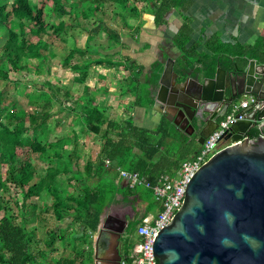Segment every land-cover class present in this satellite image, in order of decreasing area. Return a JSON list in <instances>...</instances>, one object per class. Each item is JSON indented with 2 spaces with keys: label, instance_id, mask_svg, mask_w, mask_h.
Returning a JSON list of instances; mask_svg holds the SVG:
<instances>
[{
  "label": "trees",
  "instance_id": "obj_1",
  "mask_svg": "<svg viewBox=\"0 0 264 264\" xmlns=\"http://www.w3.org/2000/svg\"><path fill=\"white\" fill-rule=\"evenodd\" d=\"M138 1L143 2L142 9ZM186 1L0 0V40H4L0 45V80L18 87L22 79H12L11 74L27 76L32 70L30 63H35V59L34 70L38 73H49L54 61L60 65V70L79 74L76 84L82 86L85 93L93 92L85 83L92 75L93 65L135 68L130 81L133 85L138 81L136 73L142 71L141 66L133 61L109 60L102 48L111 42H124L121 26L118 28L122 19L138 18L144 10L161 26L166 23L171 8L185 12L189 5ZM75 27L86 32L84 48L79 47L75 39L70 41V30ZM104 35L108 38L102 40ZM192 37L193 28L185 18L172 43L182 52L181 56L197 61L210 72L214 69L213 61L230 65L232 56H247L264 64V35L252 44H241L222 41L213 34L206 41L210 54L199 53L198 42L191 43ZM54 40L62 42V47H54ZM92 40L98 44H92ZM105 41L109 44L103 46ZM247 62L242 61V64ZM155 66L158 68L159 64ZM103 75L98 74L100 78ZM49 85L52 91L48 92L44 103L37 102L31 92L26 93L27 106H23L18 97L10 96L7 85L0 89V264H94L92 235L98 229L102 211L115 202L120 193L133 202H136L133 196L140 193L138 188L117 181L118 167L137 171L156 183L162 173L172 172L190 154L186 139L176 135L173 123L164 116L152 130L136 125L131 114L121 120L108 117L106 108L98 104L94 94H79L74 102H67L72 98V90L50 81ZM77 86L73 90H78ZM127 91L123 89L124 93ZM60 95L64 96V101ZM149 96L148 91L144 95L136 93L131 106L153 105L155 101ZM53 100L63 107L56 126L63 123L66 113L72 112L77 120L67 132L70 135L50 139L53 126L46 107ZM263 133L264 129L258 127L250 130V136L255 139ZM88 134L101 142V150L94 162L88 157L82 163L85 144L81 140ZM170 136L181 144L178 152L176 150L181 160L170 152ZM106 160L110 161L109 165ZM4 166L7 167L2 173ZM147 189L155 197L153 190ZM153 207L138 210L137 223ZM54 220L58 224L49 226ZM39 228L41 237L36 236ZM134 245L135 242L127 246V255Z\"/></svg>",
  "mask_w": 264,
  "mask_h": 264
},
{
  "label": "water",
  "instance_id": "obj_2",
  "mask_svg": "<svg viewBox=\"0 0 264 264\" xmlns=\"http://www.w3.org/2000/svg\"><path fill=\"white\" fill-rule=\"evenodd\" d=\"M235 61L230 74L218 66L194 80L174 71L172 59L164 65L161 82L170 95L156 96L154 107H164L163 116L179 131L190 127V137L200 144L238 100L255 96L256 101L241 109L245 118L224 137L231 143L195 172L183 205L155 236L158 264H264V136H250L252 128L264 126V64ZM101 223L94 264L113 259L100 256L102 236L110 230Z\"/></svg>",
  "mask_w": 264,
  "mask_h": 264
},
{
  "label": "crops",
  "instance_id": "obj_3",
  "mask_svg": "<svg viewBox=\"0 0 264 264\" xmlns=\"http://www.w3.org/2000/svg\"><path fill=\"white\" fill-rule=\"evenodd\" d=\"M187 2L189 5L185 12L180 11L176 7L171 8V10L167 13L166 23L161 26L156 25L153 16L144 10L141 11V15L138 17V19H140V17L143 18V20H145L143 22L146 23V25L144 27V37L140 38V33L136 34L134 37V39H136L134 43L130 42L132 53L135 50L137 53H139V51L141 52L138 56L134 57V59L141 58L142 60L140 61L142 71L140 73H136V75H138L137 84L139 86L143 85L141 94L144 95L145 92H150V95L154 101L156 96L167 98L170 95L168 89L164 90V87L166 86L164 81L161 82L162 73L165 69L164 65L168 59L173 60L174 71L184 74L183 76H186L190 80H194L195 77L198 75L201 76L204 72H209L211 73L210 75H212L218 66L224 68L229 73L234 70V67L233 69L230 68L232 67L235 60V62L242 63V61L254 59L247 56H239L238 58L237 56H232L230 57L231 60L233 59L232 63L230 62V65H224L223 61H213L212 58V61L215 62V65L213 66V71L210 72L207 68L202 67V65L197 61H190L189 58L181 56L182 52L174 46L172 39L185 18L189 19L191 27L193 28V37L191 43L198 42L197 51L199 53H211V51L208 49V46L206 45V41L213 34L217 35L218 39L220 38L222 41L232 43L238 41L241 44H252L259 36L264 35V0H187L186 3ZM138 38H140V40H138ZM128 40L129 38H125L123 40L124 44H127ZM122 48L123 47L121 46L119 47V49ZM156 63L159 64L158 68L155 66ZM257 63L263 64L258 61ZM156 68L158 69L156 71L158 76L155 74ZM184 70H186V72H184ZM124 71H126L127 74L128 69L123 70V72ZM188 72L191 73V76L187 75ZM103 74L104 75L102 79L106 78L105 73ZM119 76H121L120 73ZM171 79H173V76H171ZM110 88L113 90L115 87L111 85ZM123 89L120 94H115L113 96L109 95V97H122V99H124L121 107L132 110L131 115L133 116L136 125L141 127H145L144 125H147L150 129H152L153 126L158 125V122H160L163 117L162 113H164L165 108L161 106H157L155 108L153 105L131 106L133 100L128 94H132L134 96L136 92L128 89V91L124 93ZM102 90L104 93L102 96H104L107 93V90H109V85H103ZM115 92L118 93L119 91ZM249 97L250 96H244L235 104H239L242 100H248ZM117 102L121 104V102ZM108 107H111V103L108 104ZM149 114L150 116H153V119L150 118ZM156 118H158L157 121L155 120ZM172 126L178 134H182V136L186 138V143H188L190 146L189 156L195 154L197 150L201 148L202 144L197 142V139L195 140L193 137L185 136L182 131L177 130L176 125L172 124ZM256 127L264 129V126ZM261 135H264V133ZM228 143H231V140H228ZM117 181H119V179ZM147 190V188L143 187V189H139L140 193L137 195V197L133 196L136 198V203H133V205H135V211L147 210V208H144L143 206ZM155 203V208L153 207L154 209L150 210L155 211L156 209H159L158 203ZM129 204L132 205V203ZM101 220V224L104 226L105 223H103V219ZM95 233L96 232H94L92 235L93 247L95 246V239H97V234ZM106 234L107 232H105L103 235ZM136 240L138 241L137 238ZM136 240L135 245L137 243ZM132 253L133 251L127 255L125 252L122 257H130L132 256ZM101 255H107L106 251H100V256Z\"/></svg>",
  "mask_w": 264,
  "mask_h": 264
},
{
  "label": "rangeland",
  "instance_id": "obj_4",
  "mask_svg": "<svg viewBox=\"0 0 264 264\" xmlns=\"http://www.w3.org/2000/svg\"><path fill=\"white\" fill-rule=\"evenodd\" d=\"M137 5L139 8H143V2L138 1ZM130 20H121L119 26H121L122 29V38L123 40L125 38H129L128 43L124 44V42L120 43H110L109 44L108 41H105L103 43V46H106V48H102L101 51L104 52V55H106L107 59H114L117 60L119 59L124 60L123 62L126 61H133L135 63V65H140V61L141 58L139 59H134L135 56H138L141 52L139 51V53L135 51H133V53L131 52L132 48L130 47V42H133L136 40L134 39L136 34H139V37L142 38L144 37L145 31H144V27L146 25V23H144L143 18L140 17V19H138L137 17H128ZM68 21V20H67ZM70 33L72 35H70V41L73 42V39H75L76 44L79 47L84 48L86 40H87V35L86 32H83L80 28L75 27V28H71ZM106 38H108L107 35H104L102 40H105ZM140 38H138V40H140ZM4 42L3 38H1L0 40V45H2ZM54 47L56 48H60L62 47L63 43L60 42L59 40H54ZM95 43H97V41H93L92 40V44L95 45ZM132 43V44H133ZM98 44V43H97ZM109 46V48H108ZM123 47L122 49H119V47ZM130 47V48H127ZM108 48V49H107ZM130 53V54H129ZM117 58V59H116ZM33 61H35V63H30L32 70L29 72V74L27 76L25 75H21V74H15L12 73L11 74V78L12 79H22L21 82H19V86L14 88V84L12 82H6L4 80H0V89H3L6 85L9 89V94L12 98L17 99H21V103L23 104V106H27L28 105V101L29 98L26 96V93L31 92L32 97H34L37 102L39 103H44V98L48 95V92L50 93L52 91L50 85H49V81L51 84L53 85H57L61 88H64L65 86H67L70 90H72V98H70L69 100H67V102H74V99L76 97V95L78 96L79 94H94L95 95V99L98 102V104L101 107H105L106 108V114L108 117L111 118H117L119 120H121L123 117H128L129 114H131V111L129 108L125 109L123 107H121V105L123 104L122 102L124 101V99H122V97H118V98H114V97H109V95H115V94H120L123 88L135 91L137 94H139L141 92V90L143 89V85L138 86L137 83H134L133 85L130 83V81H132L131 76L134 74L135 68L132 70L123 72V70H125V68H123V66H120L119 68H114L113 66H109L111 69H109L108 66H99V65H93L91 67L92 69V75L90 74V76L88 77V79L86 80V84L88 86L91 87V91H89L88 93H85L84 90L82 89V86H77L76 81H77V77L79 76V74H76L73 71H69L66 69H59V64L57 62L52 61V68L51 71L49 73L44 72V73H38L37 71L34 70L35 65H36V60L34 59ZM112 61V60H111ZM120 64V63H119ZM122 64V63H121ZM117 65V64H116ZM99 73H105L106 78L102 79V77L100 78L98 76ZM119 73L121 74V76H119ZM122 77V78H121ZM126 78V79H125ZM122 79V80H121ZM121 80V81H120ZM120 81V83H119ZM116 82V84H115ZM9 83V84H8ZM109 85V90H107V93L102 96L103 93V85ZM111 85L113 87H115L113 90L111 87ZM78 87V90H73L74 87ZM98 91V92H97ZM115 91H119L118 93H116ZM131 99L133 101L136 100V98L132 95V94H128ZM124 96V95H123ZM62 101H64V96L60 95L59 96ZM146 98H148V96L145 95ZM150 97V96H149ZM56 98V95H55ZM125 98V97H124ZM149 99V98H148ZM12 101L14 99H11ZM117 101L121 102V104H119ZM147 101V100H146ZM9 102V101H7ZM111 103V107H108V104ZM47 105L48 102H47ZM154 107V104H153ZM61 108V109H60ZM62 105L59 101L57 100H53L52 104L48 107H46V109L49 111L50 113V118H49V122L52 123V130L50 131L51 136L50 139H54L55 136H63V135H70L67 134L68 131H70V128L72 127V124H74L76 122V118L73 114L69 113L65 115V119L63 120V123L61 125H57L56 126V119L58 117H61L63 112L62 110ZM150 116V114H149ZM150 118L153 119V116H150ZM158 118H156L155 120L157 121ZM159 123V122H158ZM145 127H148L147 125H144ZM103 128H106V125L103 126ZM149 128V127H148ZM157 125L152 127V130L156 129ZM178 130V129H177ZM79 133L81 134V131H79ZM84 134H81V136H83ZM176 135L177 131H176ZM182 135V134H179ZM85 137V136H84ZM81 140L82 144H85V146L83 145V152H84V157L81 160L82 163L85 162V159L88 157L92 158V161L94 162L96 160V157L98 155V153L101 150V142L96 140L94 138L93 134H88L86 138H84ZM179 137V136H178ZM183 139H186L183 137ZM67 141V140H66ZM180 142L176 141V137L174 136H170L169 138V144L168 147L170 148V152L173 154V157H177L178 160H181L180 158V154H178V150L177 148L180 146ZM177 150V152H176ZM201 151V148L199 150H197V152L191 156L188 157V155L186 157L191 158V157H195L199 152ZM180 155V156H179ZM182 157V156H181ZM187 158V159H188ZM7 166H4L1 170L2 173H5V169ZM123 168V167H122ZM178 168V167H177ZM175 168L172 172V174L177 175V171ZM119 173V172H118ZM119 179V177H118ZM121 184L124 183L123 180L119 179V181ZM138 189H143V187H138ZM145 202L143 203L144 208L146 207L147 209L149 205H151V208L155 205V198L152 194L151 191L147 190V194L145 196ZM128 201V202H125ZM129 203H132V207L134 208L135 205H133V202L131 200H128V198L125 199V196L123 193L118 194L117 196V200L115 202H112L109 206H107L104 211H102L101 213V219H103V223H106L107 221V214L109 213V210L111 208H113L114 210H119L120 206L122 207H126V205H128ZM129 206V205H128ZM155 208V207H154ZM153 208V209H154ZM1 215V214H0ZM101 222V220H100ZM49 226H55L57 225V221L54 220L51 223H48ZM105 226V224H104ZM42 234V230L39 228L38 232L36 233L37 237H41ZM135 235L136 238L138 239V235L137 232L135 231ZM137 241V240H136Z\"/></svg>",
  "mask_w": 264,
  "mask_h": 264
},
{
  "label": "built area",
  "instance_id": "obj_5",
  "mask_svg": "<svg viewBox=\"0 0 264 264\" xmlns=\"http://www.w3.org/2000/svg\"><path fill=\"white\" fill-rule=\"evenodd\" d=\"M255 100V96H250L248 100L233 104L219 121L216 129L206 137L201 151L195 157L184 160L176 169L177 175L169 172L162 173L155 183L137 171L118 167L119 179L133 189L138 187L152 189L159 205L158 210H150L139 222L136 230L138 241L132 256L122 258L120 264H158V257L153 252L155 236L162 227L172 221L175 213L183 205L187 184L195 172L216 152L227 146L228 143L224 137L230 126L237 120L245 118L241 109L247 108ZM105 162L106 165L110 164L109 160Z\"/></svg>",
  "mask_w": 264,
  "mask_h": 264
},
{
  "label": "flooded vegetation",
  "instance_id": "obj_6",
  "mask_svg": "<svg viewBox=\"0 0 264 264\" xmlns=\"http://www.w3.org/2000/svg\"><path fill=\"white\" fill-rule=\"evenodd\" d=\"M184 129L183 134L190 137L192 129L185 125ZM128 205L125 208L120 206L117 211L111 208L107 214L105 227L110 230L106 235H103L100 251L105 250L107 255L111 254L113 259L110 263L101 260L102 264H119L120 257L126 252L127 246L136 240L135 231L139 224L137 223L138 214L132 205Z\"/></svg>",
  "mask_w": 264,
  "mask_h": 264
},
{
  "label": "clouds",
  "instance_id": "obj_7",
  "mask_svg": "<svg viewBox=\"0 0 264 264\" xmlns=\"http://www.w3.org/2000/svg\"><path fill=\"white\" fill-rule=\"evenodd\" d=\"M231 107H232V106H231ZM231 107H230V108H231ZM229 110H230V109H229ZM229 110H228V111H229ZM224 116H225V115H224ZM224 116H223V117H224ZM223 117H222V118H223ZM222 118H221V119H222ZM221 119H220V120H221ZM258 126H259V125H258ZM260 129H262V128H260ZM261 136H264V135H260V137H261ZM226 141H227V143H228V140H226ZM229 144H230V143H228L227 145H229Z\"/></svg>",
  "mask_w": 264,
  "mask_h": 264
}]
</instances>
